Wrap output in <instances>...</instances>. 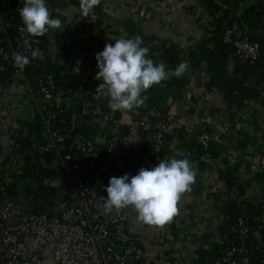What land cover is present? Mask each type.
Masks as SVG:
<instances>
[{"label": "built area", "instance_id": "1", "mask_svg": "<svg viewBox=\"0 0 264 264\" xmlns=\"http://www.w3.org/2000/svg\"><path fill=\"white\" fill-rule=\"evenodd\" d=\"M214 1L221 5L223 0ZM0 5L13 7L15 14L11 37L6 36L5 18L0 14V34L5 35L0 39V72L7 65L12 67L9 85L21 96L18 103H4L5 115L23 123L41 124L40 138L31 143L30 154L38 158L41 168L56 175L45 183L47 188L55 189L53 184L62 181L71 189L68 200L55 199L46 211L39 207L42 197L35 205L31 194L11 197L8 175L19 176L24 163L22 156L13 155L12 145L10 170L0 169V264H146L138 238L128 226L125 208L105 214L94 207L95 183L102 181L106 188L111 177H131L140 168L150 169L164 160L166 138L176 124L174 116L170 111H158L145 92L140 107L117 111V116L108 106L109 98L97 89L102 81L94 78L98 71L95 54L73 52L69 75L59 74L61 82L69 80L72 84H61L46 70L53 59L51 54L46 57L39 37H27L31 50L39 49L38 58L31 59V50L22 47L26 34L19 10L23 5L17 0H0ZM223 42L233 47L240 63L253 66L257 62L259 45L241 30L227 28ZM14 52L28 56L29 67L40 69L42 75L34 86L24 69L14 66ZM77 66L78 74L73 72ZM3 91L0 84V95ZM81 119L85 120L83 127L78 124ZM77 126L97 133L86 137ZM197 140L207 148L210 136L202 133ZM141 158H147L151 165L142 164ZM102 196L107 193L103 191ZM263 233L264 212L240 215L228 235L220 236L212 264H249L251 258L264 264Z\"/></svg>", "mask_w": 264, "mask_h": 264}, {"label": "crops", "instance_id": "2", "mask_svg": "<svg viewBox=\"0 0 264 264\" xmlns=\"http://www.w3.org/2000/svg\"><path fill=\"white\" fill-rule=\"evenodd\" d=\"M17 1L24 5V0ZM201 1L101 0L89 15L84 16L79 9L80 0H45L51 18L62 21L59 29H50L46 33L53 59L51 65L58 74L67 77L73 52L96 54L105 44L118 38H131L132 32L142 37V46L149 49L148 58L154 63L161 61L163 47L173 49L181 59H187L189 51L210 37L212 16ZM257 1L246 0V4L250 8ZM237 61L234 55L228 58L229 71ZM166 71L168 77L159 86L177 91L179 97L167 101L168 111L176 124L169 136L164 160L186 158L196 176L200 174L199 165L203 162L202 188L195 192L191 186L190 192L182 194L177 203L178 215L163 226L140 222L131 206L126 207L125 212L146 264H202L198 261L197 251L210 254L220 240L218 228L225 221L224 214L219 211L220 202L240 199L236 191L226 188L219 170L225 164L231 167L240 164L239 184L245 188L247 198L256 202L263 197L262 186L253 181V174L264 173V95L259 101L246 100L242 107L229 106L223 93L210 87L204 71L189 69L179 78L173 71ZM20 100L15 87L9 84L4 87L0 95V169L6 171L11 165L10 148L17 136L20 137L23 122L7 118L4 103ZM202 132L209 134V142L221 146L216 157H200L188 151L187 140H197ZM12 175L8 178L9 184L15 177ZM60 182L57 181L61 186L55 190L61 198L68 200L70 195L61 192L67 184ZM25 185V181L19 184L20 192ZM31 195L35 198L33 193Z\"/></svg>", "mask_w": 264, "mask_h": 264}, {"label": "trees", "instance_id": "3", "mask_svg": "<svg viewBox=\"0 0 264 264\" xmlns=\"http://www.w3.org/2000/svg\"><path fill=\"white\" fill-rule=\"evenodd\" d=\"M201 2L207 10V13L212 16L209 39L201 41L197 44L195 49L189 51L187 59H181L173 49L166 47L161 48L160 60L165 62L166 70L174 71L179 63L187 61L191 71L199 70L206 73L210 87L223 93L229 106L242 107L246 100H262L264 95V0H258L249 9H247L246 0H223L221 5H218L214 0H202ZM0 14L5 18L6 36L11 37L15 24L13 7L0 5ZM240 16L241 20L239 22ZM227 28L241 30L246 33L253 42L259 45V58L253 66L237 61L234 68L231 71L228 70V58L234 55V49L231 45L223 42L224 32ZM136 35L139 34L136 32L131 33V37ZM4 37V34H0V39ZM39 38L46 57H49V42L46 34ZM46 66V70L53 73L61 84H72L69 80H63L61 82L58 72L55 71L54 67L49 62ZM12 74V67L7 65L6 70L0 72V84L7 87ZM24 74L32 86L35 85L37 79L42 75L40 69L29 67L28 65L24 67ZM145 93L148 96L149 103L162 114L168 111V99L179 97L177 91L162 88L159 85L152 86L145 91ZM22 127L23 129L19 133L20 137L17 136L14 141L15 149L13 155L22 156L24 161L22 166L23 170L19 176L13 178L12 183L7 187V191L13 198L19 195L28 196L33 193L35 196L34 205L35 202H38L37 200H39V197H42V200H39L40 210L44 208L47 209L50 205L55 203L56 190L54 188H47L45 183L53 179L56 175L49 169L41 168L38 165V158L30 154L31 143L33 140H39L42 126L36 121L23 123ZM76 130L86 137L94 136L97 133L96 130H90L89 128L80 129L78 126ZM169 138V136L166 138L163 153L167 151ZM186 146L188 147V151L200 157L210 156L212 158L217 156L221 148L220 145L211 142L208 143L207 148H204L198 143V140L193 141L190 138L187 140ZM245 166L248 169L250 168V165ZM240 167L241 165L238 163L233 167L225 164V167L219 170V176L223 179L226 188L229 190L234 189L237 196L242 198L240 201L230 199L226 202H220L219 211L226 216L224 223L218 228V232L221 236L225 234L228 235L229 227L240 215H253L264 212V173L254 172L253 174V181L259 183L263 191V197L253 202L247 198L245 188L239 184ZM204 170L205 164L200 162V174L196 176L195 183L192 185V190L195 192L202 188V172ZM22 181H25L26 185L23 187V191L20 192L19 184ZM41 193H45V195ZM262 238L264 240V233ZM217 251V246L210 254L198 250V261L202 264H212L214 258L217 256ZM249 264L262 263L259 260L251 258Z\"/></svg>", "mask_w": 264, "mask_h": 264}, {"label": "clouds", "instance_id": "4", "mask_svg": "<svg viewBox=\"0 0 264 264\" xmlns=\"http://www.w3.org/2000/svg\"><path fill=\"white\" fill-rule=\"evenodd\" d=\"M101 0H80L79 9L84 16L89 15ZM26 38L22 47L31 50L27 38L41 37L50 29H59L60 19L50 16L45 0H24L19 10ZM139 35L131 38H118L111 44H105L102 51L95 54L98 69L95 79L101 80L97 87L109 98L108 106L113 111L138 108L144 103L142 92L159 85L168 77L163 61L154 63L149 49L142 46ZM39 56V49L31 50V59ZM14 66L23 70L31 61L28 56L14 52ZM80 62L77 61V65ZM189 71L187 61L179 63L173 74L179 78ZM78 74L79 67L73 68ZM196 171L188 159L160 160L155 166L140 168L136 175L129 177H111L108 186L103 188L107 196L99 197L98 207L105 214L131 206L137 213V219L150 226H163L172 222L178 215L177 203L181 195L190 192L195 183Z\"/></svg>", "mask_w": 264, "mask_h": 264}, {"label": "water", "instance_id": "5", "mask_svg": "<svg viewBox=\"0 0 264 264\" xmlns=\"http://www.w3.org/2000/svg\"><path fill=\"white\" fill-rule=\"evenodd\" d=\"M249 9V7L247 8ZM241 20V16L239 17V22ZM115 114L118 116V112L116 111ZM84 122L85 120L84 119H81L79 120V126L80 127H83L84 125ZM126 133V128H123L121 130V134L124 135ZM141 163L146 165V166H150L151 163L149 162V160L147 158H141ZM103 187H104V184L102 181H98L95 183V200H94V207L95 208H99L98 205H99V197L103 195Z\"/></svg>", "mask_w": 264, "mask_h": 264}, {"label": "rangeland", "instance_id": "6", "mask_svg": "<svg viewBox=\"0 0 264 264\" xmlns=\"http://www.w3.org/2000/svg\"><path fill=\"white\" fill-rule=\"evenodd\" d=\"M12 176H13L12 174H9V175H8V177H12ZM60 183H62V181H61ZM53 185H54L56 188H58V187L61 186L59 183H56V182H55ZM46 187H47V185H46ZM61 192H62V193H65V195H71V189H70V187H69L68 185H66L65 188H61ZM41 194H44V195H45V193H41ZM39 195H40V194H39ZM55 199H57V200H62L63 198H61L60 193L56 192V193H55ZM41 211H46V208H44V209L41 210Z\"/></svg>", "mask_w": 264, "mask_h": 264}]
</instances>
